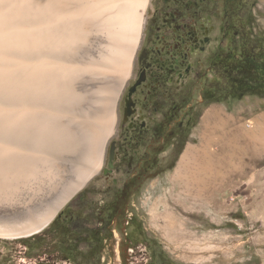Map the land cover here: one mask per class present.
<instances>
[{"label": "rangeland", "instance_id": "rangeland-1", "mask_svg": "<svg viewBox=\"0 0 264 264\" xmlns=\"http://www.w3.org/2000/svg\"><path fill=\"white\" fill-rule=\"evenodd\" d=\"M246 9L253 13L254 29L264 34V0H247ZM222 10L221 0H151L135 50L132 74L117 100L115 133L106 139L103 166L59 212L69 208L80 210L82 217L92 213L110 201L126 180L141 175L140 185L130 198L128 216L137 217L146 236L154 239L174 263L264 264V95L206 100L202 90L208 87L212 74L197 78V72L206 69L208 54L226 43L220 29ZM191 24L195 25L197 38L202 39L200 30L206 28L209 39L207 43H198V48H191L188 70H182V77L177 79L176 73H169L163 90L152 88L146 79L136 85L149 62L168 61L170 56L165 55V50L176 55L181 33L176 26ZM101 38L99 34L94 36L92 51H100ZM152 89L156 94L151 96ZM182 89L185 91L179 95ZM84 90V97L91 101L96 88ZM129 101L133 103L130 108ZM176 111L178 117L167 129V143H158L153 125ZM112 142L115 151L110 168ZM159 148L161 152L157 151ZM187 151L198 155L194 175L184 179L190 182L192 194L184 190V181L175 176ZM154 159L158 166L145 171ZM75 176L69 161L59 160L56 170L33 179L22 190L18 188L17 209L36 216L62 197ZM167 208L172 211L169 221L180 226L177 229L181 238L176 241L165 230ZM86 219L87 225L99 226L95 218ZM127 232L113 227L101 254L78 261L146 264L150 250L144 243L127 248ZM29 243L31 247L18 239L0 237V264H76L54 258L50 252L38 255L34 241ZM50 243L45 248L50 249ZM89 247L87 242L77 245L82 252Z\"/></svg>", "mask_w": 264, "mask_h": 264}, {"label": "bare ground", "instance_id": "bare-ground-1", "mask_svg": "<svg viewBox=\"0 0 264 264\" xmlns=\"http://www.w3.org/2000/svg\"><path fill=\"white\" fill-rule=\"evenodd\" d=\"M150 5L151 0H0L1 238H11L19 224L53 217L100 171ZM96 34L103 43L98 52L91 48ZM88 87L96 88L90 102L82 93ZM197 157L187 151L175 176H193ZM59 160H68L76 175L66 194L36 216L22 214L15 202L18 188L56 170ZM183 185L193 193L190 182ZM169 211L165 230L176 241L180 226L169 221Z\"/></svg>", "mask_w": 264, "mask_h": 264}, {"label": "trees", "instance_id": "trees-1", "mask_svg": "<svg viewBox=\"0 0 264 264\" xmlns=\"http://www.w3.org/2000/svg\"><path fill=\"white\" fill-rule=\"evenodd\" d=\"M221 1L223 10L220 29L226 43L218 45L211 51L206 58V69L197 72L198 80L208 73L212 74L208 87L202 90V95L206 100L241 99L248 94L264 95V34L254 29L253 13L246 9L247 0ZM176 27L177 31L181 30L177 37L179 43L175 47L176 55L174 51L172 53L165 50V55L170 56L168 61H158L157 59L154 63L149 62L146 66L145 81L152 88L162 90L166 88L169 73H176L177 79H180L182 70L185 72L188 70L187 59L191 48H198L196 45L200 42L201 44L208 42L206 28L200 30V35H202V39H200L194 32V24ZM184 91L182 89L178 94H183ZM154 93L156 94V90L152 89L151 96ZM177 109L179 110L181 107ZM177 117L178 112L176 111L164 116L153 125L152 132L158 143H167L169 138L167 129ZM157 151L161 152L162 149L159 148ZM155 153L157 152L155 151ZM157 166L158 163L154 159L148 166L146 165L144 170L149 171ZM141 180V175H133L115 192L110 201L83 217L80 210L64 208L43 231L18 240L28 247H31L29 242L33 240L39 252L38 255L50 252L49 254L54 255V258L80 264L81 261H78V258L83 260L101 254L105 240L112 235L113 227L122 232L123 229H126V232L129 229L125 236V245L128 248L138 243H144L150 250V260L146 264H176L166 256L160 247L156 246L154 239L146 236L137 217L128 216L131 195L139 187ZM87 217L95 218L99 222V226L87 225L85 221ZM125 221L127 222L126 226H124ZM52 240L55 243L51 244ZM80 242L90 244L86 252L77 248ZM49 243L50 249L45 248ZM39 264L44 263L40 262Z\"/></svg>", "mask_w": 264, "mask_h": 264}, {"label": "water", "instance_id": "water-1", "mask_svg": "<svg viewBox=\"0 0 264 264\" xmlns=\"http://www.w3.org/2000/svg\"><path fill=\"white\" fill-rule=\"evenodd\" d=\"M146 78L145 75V71L142 70L140 77L138 78V80L136 81V85L140 84L142 81H144ZM134 85L131 89V92L134 90L135 86ZM132 102H127V107L130 108V106L132 105ZM126 115L128 114V112L125 113ZM114 151H115V143L112 142L110 145V150H109V161H108V165L110 168L113 167V159H114ZM91 179V178H90ZM88 179L83 185L82 187L77 190L75 193H73V195H71L66 203L74 196L76 195L90 180ZM35 211V209H34ZM59 213V211L53 216V217H46L44 219H42V221H27L25 222V224H19V226H15L12 228V235H11V239H19V238H26V237H30L32 235H35L37 233H40L41 231H43L46 227H48V225L54 220V218L57 216V214Z\"/></svg>", "mask_w": 264, "mask_h": 264}, {"label": "flooded vegetation", "instance_id": "flooded-vegetation-1", "mask_svg": "<svg viewBox=\"0 0 264 264\" xmlns=\"http://www.w3.org/2000/svg\"><path fill=\"white\" fill-rule=\"evenodd\" d=\"M144 71H145V75H146V70L144 69ZM146 79V78H145Z\"/></svg>", "mask_w": 264, "mask_h": 264}]
</instances>
